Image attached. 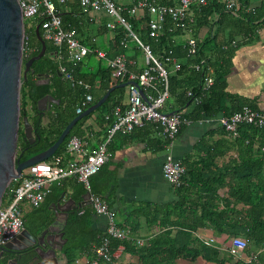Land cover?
Returning <instances> with one entry per match:
<instances>
[{
	"label": "trees",
	"instance_id": "trees-1",
	"mask_svg": "<svg viewBox=\"0 0 264 264\" xmlns=\"http://www.w3.org/2000/svg\"><path fill=\"white\" fill-rule=\"evenodd\" d=\"M54 2L62 17L64 28L67 31H75L84 45L92 50L105 51L110 59L119 55H126L128 61L136 62V64L128 65L130 71L138 74L143 71L144 65L140 64L139 59L142 55L144 56V50L133 40H130L127 46L123 45V41L129 36L128 30L124 26H118L115 31H112L115 37L108 47H99L95 38L98 34L111 31L107 28V24L99 26L98 34L91 37L88 33L86 34L88 32L86 27L92 19L88 16L89 11L84 10L80 2L73 5L69 11L65 9L68 0L63 4L59 0H54ZM136 2L137 0H131V4L129 6L124 5V7L129 8ZM164 3L172 4L173 2L164 1ZM194 9L196 25L198 23L199 26L208 25L215 28L208 39L204 41L197 40L198 50L195 55L190 54L188 43L178 41L181 31L174 25H171L174 29L172 32L167 29L159 38H152L148 27L149 15L146 11L133 17L129 16L127 11L123 13L132 24L133 31L138 35L141 42L149 46L158 59L166 63V57L170 56L177 59L180 64V68L175 69L173 65L168 63L170 93L176 98L175 105L169 111L182 113L185 119L197 122L204 118L229 117L241 111L245 106L253 108L246 103L240 104L235 96L227 92V75L235 52L242 45L251 42L258 28L264 23V8H254L255 11L253 12L249 10L251 8L247 0H239L238 12L237 15H234L227 10L224 0H207L206 5L200 7L196 5ZM42 20L43 18H36L33 28H30L29 24L26 23V36L29 37V42L26 44L24 51L25 62L41 52L42 44L39 40V33L45 39L41 26ZM38 26L40 32L37 31ZM224 26H231L233 30L227 35ZM238 36L245 41L242 43L237 42L236 38ZM46 42V55L35 61L30 72L23 78L21 89L22 119L26 116L32 124L34 143L26 138L22 120L18 152L20 162L27 161L48 150L57 142L65 128L78 116L76 113L77 106L87 93L93 95L92 105H94L112 87L128 81V79L125 81L116 80L113 77V69L95 53L89 54L77 66H74L67 61L65 51L58 54V47L48 41ZM128 52L133 53V55H129ZM94 58L99 60V63L95 66L91 62ZM197 66L200 67L199 70ZM62 67H66L77 81L83 80L89 84L90 89L87 90L78 84L73 85V82L68 80L62 72ZM46 75L50 79L49 84L46 83ZM209 78L213 79V84L208 90H205V84ZM46 96H52L59 103H55L52 110L46 115L39 114L38 103ZM127 100V88L116 89L102 107L77 123L55 156H61L64 161L69 158L66 147L72 137L78 136L89 140V137L94 136L95 132L89 127H84V124L90 117L98 113L100 115H98L97 121L101 129L98 133V140L99 143H102L106 139L107 130L114 122L113 110L117 106H125ZM192 104L194 108L190 112H186L185 110ZM185 126L182 127V130ZM148 127L156 129L154 125H148L139 130ZM222 131L229 134L223 127ZM135 132L136 130L132 134H135ZM238 132L236 138L232 137L240 145L241 157L240 161L233 162L235 166L231 171V176L234 180L242 182L243 185L246 184V187L234 188L231 196L236 200L240 199L244 203L243 210L236 211L234 207L230 208L228 201H226L227 205L223 209L217 188H214L212 183L207 182L210 179L209 176L195 175L197 167L191 163L190 157L182 161V164L186 167V174L183 178V185L176 188L180 201L174 208V214L179 218L176 223L191 231L206 227L209 223L215 230L227 233H243L244 236L232 237H242L248 241V247L244 253V255H247L252 248L264 249V127L243 124L239 127ZM120 135L118 134V136ZM114 139L108 146L109 150L115 144ZM150 141L153 142L154 140ZM170 143L169 140L165 139V146L170 145ZM256 144H259L258 151L255 150ZM207 162L208 164L212 162L210 157H204L201 160L203 166H207ZM107 166V163H105L100 171L91 178L93 192L105 198L106 201L110 186L114 182ZM190 177L197 185H200L199 196L191 195L192 188L197 186L190 181ZM13 186L14 184L8 189V194L11 193ZM64 194L80 202L86 194V190L84 185L76 178H66L54 183L44 203L38 208H33L32 213L28 216H24L26 229L34 236H38L49 228L55 222L54 213L49 209L50 202L60 199ZM160 214V210L157 209L155 223L161 221L160 224L164 226L174 225L172 220H168V215L166 219L160 220ZM96 217L97 215L92 207L80 208L70 214L65 228L67 242L61 252L64 264H76V259L81 254L86 255L87 258L94 256L95 248L101 244L105 237L104 232L95 227ZM183 235L186 242L180 245L175 239H171L165 234L158 236L141 248H137L135 241L131 238L126 241H113L112 248L117 249L119 245H123L128 252H135L140 256L141 264H167L178 258L195 261L199 256L217 264L230 263L234 259L229 255L221 258L220 250L216 246H208L197 239L194 241L191 234L184 233ZM191 243H195L197 246L190 248ZM37 256L35 248H29L25 251V257L20 261V264H34V259ZM8 261V256L3 257L0 264H8ZM260 263H264V252L259 254L257 261L235 262V264Z\"/></svg>",
	"mask_w": 264,
	"mask_h": 264
},
{
	"label": "built area",
	"instance_id": "built-area-1",
	"mask_svg": "<svg viewBox=\"0 0 264 264\" xmlns=\"http://www.w3.org/2000/svg\"><path fill=\"white\" fill-rule=\"evenodd\" d=\"M164 1L173 2L164 3ZM66 3V0H59ZM81 7L86 10H105L111 19L107 28L115 31L118 26H124L129 36L123 41L127 46L130 40L137 42L144 50V68L141 73L129 70V64H136L135 61H128L126 55H119L115 58H108L103 50H92L84 45L77 37L75 31H67L63 26V20L58 12L54 0H19L23 11L25 24L29 21V27L33 28L34 20L43 18L41 22L45 40L58 47L59 52H66L67 61L77 66L89 54L95 53L107 62L113 69V77L127 83L128 100L125 106H117L112 114L114 122L107 130L106 139L98 145L92 153H88V141L78 136L72 137L66 147L69 158L64 161L61 156H53L45 162L33 165L23 171L18 183V188L12 200L5 199L0 206V247L13 242L26 229L24 221V209L26 207L38 208L44 203L51 192L52 185L66 178H76L84 185L86 193L90 194L91 207L97 216L106 218L107 228L105 237L101 244L95 248L92 258H87L85 264L112 263L114 260L113 241H126L131 238L130 232L119 226L115 212L109 203L100 195L93 192L91 178L95 176L101 167L110 157L108 146L118 134H132L136 129H142L148 125H154L160 130L162 136L171 143L177 139L184 125H190L192 121L185 119L182 113L170 112L167 109L171 98L170 93V70L168 63L175 69L180 68L177 59L166 57V63L158 59L149 46L144 45L138 35L133 31L132 24L123 15L127 11L129 16H136L143 12L149 15V33L152 38H159L167 29L172 32L171 25L177 27L181 34H187V43L190 54L195 55L198 50L197 40L193 37L196 25L194 6H204L207 0H137L129 8L121 6L113 0H79ZM227 10L237 15L239 0H224ZM255 11L254 8L249 9ZM170 26V27H169ZM176 29V28H175ZM29 37L25 36V48ZM62 54V53H61ZM199 70L200 67L197 66ZM66 78L89 90V84L83 80H76L73 74L62 67ZM136 82L137 85L131 84ZM213 84L209 78L205 84L208 90ZM94 101L93 95L87 93L78 104L76 113L83 114L91 107ZM211 121L212 118H204ZM220 125L234 138L239 134L238 129L243 124L264 127V112L257 111L249 106L243 107L239 112L226 117L220 116ZM170 143V144H171ZM162 173L164 178L175 188L183 185V178L186 174V167L182 161L175 159L171 154L164 161ZM13 182V184H14ZM142 242V241H141ZM139 241V243H141ZM214 239L209 240L213 245ZM142 244V243H141ZM248 241L242 237H233L228 251L237 260L244 258Z\"/></svg>",
	"mask_w": 264,
	"mask_h": 264
},
{
	"label": "crops",
	"instance_id": "crops-1",
	"mask_svg": "<svg viewBox=\"0 0 264 264\" xmlns=\"http://www.w3.org/2000/svg\"><path fill=\"white\" fill-rule=\"evenodd\" d=\"M113 1L121 6H129L131 4V0ZM247 1L250 8H264V0ZM78 2L79 0H68V4L65 7L66 11H69ZM88 16L92 20L86 27V31H88L86 34L88 33L91 37L98 34L99 26L106 25L111 21L103 9L90 10ZM224 28L227 35L233 30L231 26H224ZM214 31L215 28L211 26H199L197 23L192 35L196 40L204 41ZM101 36H104V38L101 39ZM188 36L182 33L178 36V41L187 43ZM114 37V32L108 31L98 34L95 41L99 47H108ZM251 40L248 44L238 48L232 58L227 75V92L235 96L240 104L246 103L251 105L255 110L264 112V23L258 28L255 37ZM236 41L242 43L245 40L238 36ZM128 53L129 55H133V53ZM140 64L144 65L141 61ZM175 102L176 98L171 95L167 109L170 110L175 105ZM193 108L194 105L192 104L185 111L190 112ZM98 115L100 113L90 117L84 124V127H89L95 132V135L89 137V140L85 139L88 140V153H92L100 144L98 133H100L101 129L97 121ZM219 118L220 116L214 117L211 121L202 119L186 125L177 139L166 146L164 145L165 138L162 136L160 130L153 127H148L144 130L136 129L135 134H121L115 137V144L109 150L110 157L106 162L109 172L114 178V182L111 184L107 195V202L115 212L117 223L130 232L131 239L135 241L137 248L144 247L148 242L165 234L171 239H175L178 245H180L186 242L183 234L188 233L191 234L194 241L197 239L208 246L219 248L221 258L227 255L234 258L228 251L232 236H244V234L215 230L209 223L206 227H200L196 231L181 227V225L176 223L179 220L178 216L174 214V208L179 203L180 196L176 188L164 178L162 173L163 164L168 155L171 154L175 159L180 161L191 157V163L197 167L195 175L199 174L198 176L201 177L209 176L210 179L207 182L212 183V186L217 188V193L221 198V207L224 209L227 205L226 201H228L230 208L234 207V210L242 211L245 207L244 203L240 199L236 200L231 196L234 188L246 187V184L243 185L242 182L234 180L231 176V171L235 166L233 162L240 161L241 148L232 136L222 131ZM255 150H259V144H256ZM204 157L211 158L212 162L209 164L207 162V166L201 164V160ZM214 174L217 175L215 176ZM190 181L197 186L192 188L193 192L191 195L199 196L200 185H197L192 177H190ZM64 196L65 201L72 199L69 195L64 194ZM65 201H62L61 197L58 200L50 202L49 209L53 211L55 221V207L58 204H64ZM75 202L77 204L83 203L84 199L80 202ZM87 207H91V205ZM157 209L161 213L160 220L166 219L168 215V220H172L174 225L164 226L160 224L161 221L155 223L154 219ZM32 211L33 208L26 207L24 215L28 216ZM58 222L63 224L64 217L60 216ZM60 227L61 225H57V228ZM95 227L101 232H105L107 228L106 218L97 216L95 218ZM210 239L215 240L213 245L209 244ZM139 241H142V244ZM196 246L195 243L189 245L190 248ZM113 252L115 256L112 264H141L140 256L135 252H128L123 245H119L117 249H113ZM263 252L264 249L257 250L256 248H252L247 255H244L242 260L234 258L230 263L226 264H235L236 261H257L259 254ZM86 260V255H78L76 264H85ZM58 261V264H64L61 252H58ZM33 263L54 264V260L51 258L49 262H45L38 257ZM167 264L217 263L207 261L199 256L195 261L178 258L174 262Z\"/></svg>",
	"mask_w": 264,
	"mask_h": 264
},
{
	"label": "water",
	"instance_id": "water-1",
	"mask_svg": "<svg viewBox=\"0 0 264 264\" xmlns=\"http://www.w3.org/2000/svg\"><path fill=\"white\" fill-rule=\"evenodd\" d=\"M37 31L40 32L39 26ZM25 36L26 24L19 0H0V206L4 203L6 197L9 201L12 200L18 188V183L14 181L22 177L24 170L51 159L64 144L78 122L102 107L116 89L127 88L129 85V83H122L112 87L96 104L88 108L83 114L78 115L65 128L51 148L27 161L20 162L18 152L22 120L26 138L34 143L33 126L28 117L24 116L22 119L21 89L23 78L30 72L35 61L40 60L47 53V42L39 33V40L42 44L41 52L25 62ZM46 83H50L48 76ZM131 84L137 85L136 82ZM50 99V103H59L52 96H50ZM42 102L43 100L38 103V107L40 110L45 111L40 106ZM13 182V189L8 194V189ZM64 197L63 195L62 201H65ZM83 199L84 202L79 204L70 199L65 201L64 204L56 205V221L49 228L38 236H34L28 229H25L22 235L13 242L0 247V260L8 256V264H20V261L25 257V251L29 248H35L38 256L34 261L40 257L43 261L49 262L52 258L54 264H58V252L63 251L67 242L64 236L70 214L81 207L91 205L89 193H86ZM60 216L64 217V222L60 228H57V225H60L58 222ZM57 240L63 241L62 246L57 245Z\"/></svg>",
	"mask_w": 264,
	"mask_h": 264
},
{
	"label": "flooded vegetation",
	"instance_id": "flooded-vegetation-1",
	"mask_svg": "<svg viewBox=\"0 0 264 264\" xmlns=\"http://www.w3.org/2000/svg\"><path fill=\"white\" fill-rule=\"evenodd\" d=\"M48 75H46L47 77ZM47 102V104H46ZM51 102V99H50V96H46L44 99H43V102L40 104V106L42 107V109H45L44 110H40L39 109V114H44L46 115L48 112H50L53 108V105H55V103H50ZM39 108V107H38ZM60 225H62V223L60 222ZM64 239H65V236H64ZM63 244V241L62 240H57V245L58 246H62ZM51 260V259H50Z\"/></svg>",
	"mask_w": 264,
	"mask_h": 264
},
{
	"label": "rangeland",
	"instance_id": "rangeland-1",
	"mask_svg": "<svg viewBox=\"0 0 264 264\" xmlns=\"http://www.w3.org/2000/svg\"><path fill=\"white\" fill-rule=\"evenodd\" d=\"M26 23L29 24V21H27ZM103 38H104V36H101V39H103ZM98 43L100 44V42H98ZM130 53H131V52H130ZM140 61H141V63H144V61H145V57H144L143 55L140 57ZM91 62L93 63V66H95V65H97V64L99 63V60L96 59V58H94V59H92Z\"/></svg>",
	"mask_w": 264,
	"mask_h": 264
}]
</instances>
